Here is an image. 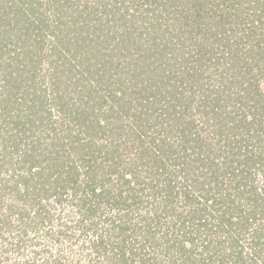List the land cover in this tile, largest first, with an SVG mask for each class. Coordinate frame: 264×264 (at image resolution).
Listing matches in <instances>:
<instances>
[{"label": "trees", "instance_id": "16d2710c", "mask_svg": "<svg viewBox=\"0 0 264 264\" xmlns=\"http://www.w3.org/2000/svg\"><path fill=\"white\" fill-rule=\"evenodd\" d=\"M62 1L49 33L0 5V264H264V0H111L100 42L104 0ZM245 233L248 263L223 252Z\"/></svg>", "mask_w": 264, "mask_h": 264}, {"label": "rangeland", "instance_id": "374dc122", "mask_svg": "<svg viewBox=\"0 0 264 264\" xmlns=\"http://www.w3.org/2000/svg\"><path fill=\"white\" fill-rule=\"evenodd\" d=\"M25 1H28V0H25ZM56 1L63 2L62 0L61 1L60 0H33V2H31L37 8L36 9V13L31 14V17L33 18V17H36L37 16V18H38V14H40L39 17H41V18L44 19L43 20L44 21V24L47 26V27L46 26L43 27L45 33H49V30H53V27L55 25V23H54L55 22V19L53 18L54 17L53 16L54 13L52 11V8H55V6H57V8H58L57 11H59V12L60 11H63V7L62 8L59 7V4ZM83 1L84 0H74V5L77 6L78 7L77 9H79L80 11H83V4H84ZM107 1H108V6H105L106 7V11H105L104 10V7H103V4L106 3ZM5 2H6L7 5H11V6L12 5H14V6L15 5L16 6H19V5L22 6V4L24 3V0H0V5L1 4H4ZM94 2H96V1L95 0H92L91 2H89V4H94ZM53 5H54V7H52ZM16 6H15V9H16ZM119 6H120V10L118 11L119 13H123V12L127 11L126 10V7L124 5L121 6L119 4ZM112 7L114 8V2H112L111 0H104L103 3L102 2H99V4L96 6L97 13L91 15V17H93L94 19H96V21L94 23H97L98 20H99V18H103L104 21H107L109 19L108 25H107L105 31L102 32V30L99 27H96V30H95V28L93 29V30H95V32H92L90 34V36H94L95 41H96V37L99 36V39L96 42L102 41L105 38V35H104L105 33H107L109 36L115 34L116 37L118 38V35L124 30L123 27L119 26V21L115 22L114 18H116L117 15H114L113 14V11L114 10H112ZM26 10L27 9H25V7L22 8V11L23 12H26ZM82 16L83 17H81V18H84V16H85L84 11L82 13ZM63 18L65 19L66 17H62V19ZM131 20H134V18H131ZM82 23H83V21H82ZM67 24L70 25L71 28H73V26L75 25L74 19L67 18ZM78 25H80V23H78ZM36 32H38V31H36ZM108 39H111V37H108ZM49 40H50L49 35H47L46 37H44V45H45V48L46 49H49V45H50ZM82 41L83 40L80 39L79 42H82ZM109 42H111V41H109ZM113 43H115V40L113 41ZM112 45L113 44L109 45L108 47H112ZM105 49H106V47H105ZM120 50L121 49H119L117 52L120 53V52L124 51V50H122V51H120ZM84 54H86V53H84ZM48 72H49V70L44 65L42 67V69H39L38 70V74L36 76L37 84H39L41 86V88L43 90H45L44 91V94L47 97L52 94L51 91L53 89V86L51 85L50 79L48 77V75H49ZM210 79H212V77ZM263 86H264V84H263ZM73 87L74 86H71L68 89V92H67L68 94L65 97L66 100H69V101H72V102L73 101H76V99H77V89H76V91H74V90L72 91ZM110 88H111V86H110ZM197 99H198V97H197ZM197 99H195V103L191 104V106H190L191 113H195L194 114L195 117H198V118L203 117V118H205V116L200 112V110L198 111V109H197V107H198V108H201V110H204L203 109V106L200 107L197 104ZM233 99H234V97H233ZM225 102L227 104L224 106L225 109L222 110V112L224 111L223 114L221 112V117L223 115H225V113H226L225 111H230L231 112L233 110V112L231 114H233L234 111H236L235 105H234V101L232 99L231 100H227ZM207 109H209V108H207ZM244 109H246V107H243V108L241 107V110L242 111L248 112L247 110H244ZM51 115H52L51 120L52 119L53 120L54 119L55 120L58 119L59 112L57 110V106L54 105L51 108ZM64 122L65 123H62V127L65 129L66 128V124H68V121L65 120ZM161 135L162 136H165L166 135V132L161 133L160 136ZM166 138L168 139L167 141L173 145L175 138H172L170 134H168V136ZM147 140H148V138H147ZM258 178L260 179L261 177L259 176ZM105 187H106V185H105ZM110 188H111V185H110ZM149 198L150 199H153L152 197H149ZM105 209H107V208H105ZM105 215H101V214L96 215L97 217L94 218V220H98L100 218L103 220V216H105ZM54 222H56V221L54 220ZM93 230H94V228H90L89 227L88 230L85 233H82L81 234L82 231H81V228L79 227V229L77 230V234L80 233V235H82V237L81 236L79 237L80 238L79 241L76 242V239L78 237H75V236H74V238H72L69 241H67V240L64 241L63 238H62V239H60V241L58 243H56V245H49L50 250L52 251V253H56L57 250L60 248V249H62L61 252H63L67 256L68 252L71 251V248H72L74 250V252H77L78 251V257H79L80 255L83 254V251H81L80 250V247H79V244L82 242V238H83V240H87L88 241V238H85L84 239V237H86V236L89 237V235H91L93 233L92 232ZM224 235L225 234H223L222 236H224ZM221 238H224V237H221ZM238 238H239L240 241L238 242L237 245H234V248L233 249L231 247H229V246H226V247H224V249H223L224 251L223 252H225V254H227L229 251H233L234 249H235V251H240L241 252V258L245 259L246 262L248 263L249 261H252L253 260L252 254L255 253L254 252L255 251L254 250L255 248L253 249L252 245L250 244L251 243L249 241L250 240V236L247 233H245V235H241V237L239 236ZM70 243H73V245H69ZM186 246L188 247L189 244L187 243ZM198 249L200 250L201 247H197V250ZM205 256L206 257L209 256V252L207 250L205 252ZM236 256L237 255L235 253V256L234 257H236ZM196 257L198 258L199 255H197ZM211 259L213 260L212 264H219L221 262L220 261V257L213 256ZM224 264H230V263H224Z\"/></svg>", "mask_w": 264, "mask_h": 264}]
</instances>
